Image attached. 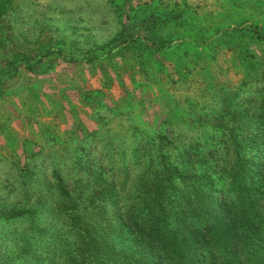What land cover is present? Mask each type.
<instances>
[{
	"label": "trees",
	"instance_id": "1",
	"mask_svg": "<svg viewBox=\"0 0 264 264\" xmlns=\"http://www.w3.org/2000/svg\"><path fill=\"white\" fill-rule=\"evenodd\" d=\"M19 2L0 0V17L6 19ZM153 3L124 0L113 42L103 56L88 54L85 60L110 62L126 49L146 48L161 68L172 69L171 83L181 81L175 63L160 54L163 14L138 17ZM183 14L174 8L165 17L179 20ZM44 28L48 32L53 25ZM233 30L264 40L262 24ZM53 49L0 55V97L21 71L46 72L37 70L44 65L47 70V57L73 53L63 46ZM74 56L66 60H77ZM244 59L247 70H261L262 80L252 91L239 89L238 103L227 99L214 111L210 93L192 87L187 98L173 100L184 109V119L166 117L163 128L135 137L133 147L123 137L94 141L101 125L81 139L96 143L92 146L81 144L34 165L29 158L17 160L16 179L9 182L15 194L0 200V264H264V70L251 52L244 51ZM111 69H106L111 81V72L127 75L122 68ZM118 86L127 100L133 88ZM153 89V103L167 97L166 89ZM107 99L105 94L99 107L110 106ZM207 99L214 100V108H205ZM169 103L165 108L172 106V112ZM48 214L60 221L52 233L42 222Z\"/></svg>",
	"mask_w": 264,
	"mask_h": 264
},
{
	"label": "rangeland",
	"instance_id": "2",
	"mask_svg": "<svg viewBox=\"0 0 264 264\" xmlns=\"http://www.w3.org/2000/svg\"><path fill=\"white\" fill-rule=\"evenodd\" d=\"M123 1L20 0L10 7L6 19L0 17V55L12 57L19 51L58 45L65 52H73L68 59L73 54L77 58L68 61L52 54L45 59L47 70L45 65L37 70L46 72L32 75L24 70L6 84L7 91L0 97V200L15 194L9 182L16 179L17 160L22 163L29 158L34 165L50 156L66 155L81 144L92 146L96 143L81 139L101 125L105 127L94 141L107 136V141L120 142L123 137L133 147L135 137H146L163 128L166 117L184 119V109L173 100L187 98L186 92L192 93V87L210 93L217 111L227 99L238 103L239 89L252 91L262 80L260 69H246L244 51L251 52L264 70V40L239 35L233 29L241 27L244 32L250 23L264 25V0H156L140 11L139 18L157 13L167 19L159 26L160 54L179 70L182 79L175 84L171 83L172 69L161 68L146 48L126 49L110 62L85 60L88 54L103 56L104 48L113 42L121 25L118 8ZM174 8L184 12L179 20L165 17ZM45 24L53 25V29L47 32ZM125 66L141 72L129 75ZM111 67L122 68L127 75L119 77L111 72L115 75L111 81L106 72ZM121 81L133 88L127 100L118 86ZM142 81L147 86L134 88L136 84H131ZM154 87L166 89L167 97L158 100L163 105L150 99ZM105 94V101L111 105L99 107ZM214 100L207 99L205 108H214ZM169 101L175 107L172 112V106L165 108ZM112 126L115 131L109 129ZM42 222L49 226L44 230L51 233L60 226V221L49 214Z\"/></svg>",
	"mask_w": 264,
	"mask_h": 264
}]
</instances>
